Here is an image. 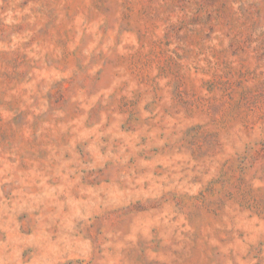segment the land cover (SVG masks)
<instances>
[{"label":"rangeland","instance_id":"1","mask_svg":"<svg viewBox=\"0 0 264 264\" xmlns=\"http://www.w3.org/2000/svg\"><path fill=\"white\" fill-rule=\"evenodd\" d=\"M0 264H264V0H0Z\"/></svg>","mask_w":264,"mask_h":264}]
</instances>
